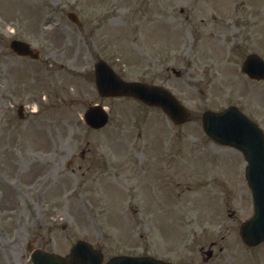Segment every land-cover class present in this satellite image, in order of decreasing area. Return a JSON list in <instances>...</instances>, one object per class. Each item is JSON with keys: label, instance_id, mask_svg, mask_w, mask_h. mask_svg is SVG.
I'll use <instances>...</instances> for the list:
<instances>
[{"label": "rangeland", "instance_id": "obj_1", "mask_svg": "<svg viewBox=\"0 0 264 264\" xmlns=\"http://www.w3.org/2000/svg\"><path fill=\"white\" fill-rule=\"evenodd\" d=\"M218 3L219 0H0V96L10 93L7 98L15 103L13 98L19 95L27 98V94L23 97L16 93L17 87L22 91L27 87L38 110L32 122L42 127L43 137H53L34 149L35 159L43 161L41 174H52L53 188L69 183L68 194L78 205L61 204L59 197L54 193L52 197L46 189L43 200H47L48 209L37 207L35 211L30 206L31 198L38 194L30 193L25 183L33 184L34 179L21 177V197L5 185L4 197L0 194V264H30L26 251L29 235L33 236L35 226L43 233V224L45 234L50 226L52 231L47 248L59 253H67L72 243L81 238L101 244L106 258L121 253L151 254L174 262L203 264L200 248H208L217 240L224 250L219 253L218 248V255L208 264H264V244L249 248L238 235L239 224L254 212L247 183L237 194V201L236 194L231 196L229 183L226 185L233 175L230 168L236 181L229 186H244L245 164L237 157L242 153L218 146L202 129L205 110H221L231 104L264 129V83L242 76L238 66L244 51L256 47L241 44L249 34L248 29L242 33L244 23L238 22L237 14H248L254 4L233 0V10L225 13ZM239 5L245 8L240 10ZM71 11L79 15L83 29L67 19ZM174 26L178 28L175 48L158 47L149 40L151 35L155 36L153 41L158 40L161 32L173 34L169 28ZM259 33L261 41L264 37ZM13 38L30 42L39 51V60L14 55L9 48ZM212 39L224 44L226 50L209 48L207 44ZM259 46L260 50L264 48ZM133 52L136 60L130 63L128 56ZM95 56L104 57L127 79L166 85L190 109L192 120L178 127L159 109L130 99L101 98L94 83ZM173 68L181 74L177 76ZM236 74L244 81L240 83L245 88L242 92L235 81ZM95 103H102L111 116L109 125L98 132L80 119ZM5 104L0 99V170L5 169L12 178L22 156L16 155L11 165L7 164L6 139L12 138L11 147L15 140L19 141L24 156L29 142L20 137L21 132L11 129L12 124L7 126L5 116L9 112L1 110ZM59 116L63 121L55 123L56 129L45 127ZM85 148H90L89 154L95 153L97 158L110 157L115 179L130 178L132 174L136 182L139 179L138 185H123L126 192H122L124 199L119 203L110 201L113 189L107 182L112 177L103 182L102 188L95 183V175L72 170L86 166L81 158ZM74 155L77 161L69 166L67 158ZM142 156H147L143 162L136 159ZM160 165L164 167L155 175ZM220 180H224L222 186ZM150 181L161 193L159 213L154 211L153 203L149 207L147 202ZM81 184L84 189H76ZM142 185L145 193L140 203L137 196ZM213 190L219 206L214 211L207 203ZM69 195H65L66 202L71 201ZM129 197L135 207L128 206ZM216 202L212 200L210 206L215 207ZM168 205L176 209H167ZM140 221L143 228L147 222V228L141 229ZM140 232L144 238L138 235Z\"/></svg>", "mask_w": 264, "mask_h": 264}, {"label": "water", "instance_id": "obj_2", "mask_svg": "<svg viewBox=\"0 0 264 264\" xmlns=\"http://www.w3.org/2000/svg\"><path fill=\"white\" fill-rule=\"evenodd\" d=\"M255 59L246 63L245 70L254 75L253 64ZM98 83L102 93L106 90L116 89V94L131 93L150 105L161 106L175 122L181 123L187 120L189 114L186 109L166 90L160 87L148 86L144 84H127L120 81L106 67H98ZM88 121L96 126L101 123L103 115L100 108L92 109L87 114ZM205 130L216 140L241 148L250 162L248 168V178L255 192L256 216L246 224L243 236L252 242H260L264 239V174L260 169L264 164V136L259 129L247 118L242 116L234 108H230L223 113L209 112L205 115ZM260 176V177H259ZM35 256L36 264H71L74 262L84 264H100L101 257L91 250L88 244L78 243L74 252L66 257L60 258L54 255ZM108 264H168L152 258H115Z\"/></svg>", "mask_w": 264, "mask_h": 264}, {"label": "flooded vegetation", "instance_id": "obj_3", "mask_svg": "<svg viewBox=\"0 0 264 264\" xmlns=\"http://www.w3.org/2000/svg\"><path fill=\"white\" fill-rule=\"evenodd\" d=\"M23 115V114H22ZM28 116V115H27Z\"/></svg>", "mask_w": 264, "mask_h": 264}]
</instances>
